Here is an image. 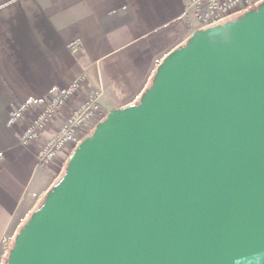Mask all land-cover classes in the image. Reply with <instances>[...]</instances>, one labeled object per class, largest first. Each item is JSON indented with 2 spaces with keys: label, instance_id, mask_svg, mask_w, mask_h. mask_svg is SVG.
Masks as SVG:
<instances>
[{
  "label": "water",
  "instance_id": "1",
  "mask_svg": "<svg viewBox=\"0 0 264 264\" xmlns=\"http://www.w3.org/2000/svg\"><path fill=\"white\" fill-rule=\"evenodd\" d=\"M11 245L4 264H264V0L169 51Z\"/></svg>",
  "mask_w": 264,
  "mask_h": 264
},
{
  "label": "crops",
  "instance_id": "2",
  "mask_svg": "<svg viewBox=\"0 0 264 264\" xmlns=\"http://www.w3.org/2000/svg\"><path fill=\"white\" fill-rule=\"evenodd\" d=\"M184 12V0H0V264L71 153L47 166L36 160L75 100L29 145L7 125L10 112L78 79V97L98 88L104 113L136 102L162 58L195 30Z\"/></svg>",
  "mask_w": 264,
  "mask_h": 264
},
{
  "label": "built area",
  "instance_id": "3",
  "mask_svg": "<svg viewBox=\"0 0 264 264\" xmlns=\"http://www.w3.org/2000/svg\"><path fill=\"white\" fill-rule=\"evenodd\" d=\"M261 0H184V16L195 25V29L206 28L236 18L244 11L254 8ZM78 42L70 44L71 49ZM82 80H75L62 91L46 97L30 98L20 102L8 117L9 127H18L19 142L23 145L35 143L44 133L57 113L71 100L74 107L63 116L60 124L37 148L36 160L41 166L54 162L63 150L72 152L84 138L86 132L105 114L98 101L100 90L91 88L82 97Z\"/></svg>",
  "mask_w": 264,
  "mask_h": 264
},
{
  "label": "rangeland",
  "instance_id": "4",
  "mask_svg": "<svg viewBox=\"0 0 264 264\" xmlns=\"http://www.w3.org/2000/svg\"><path fill=\"white\" fill-rule=\"evenodd\" d=\"M256 5H257V4H256ZM256 5H255V6H256ZM255 6H254V7H255ZM106 114H107V113H105V114L103 115V117L101 118V120L106 116ZM94 126H95V125H94ZM94 126H91V127L88 129V131L86 132L85 136L91 134V132H92L93 129H94ZM85 136H84V137H85ZM66 163H67V160H66L64 166L62 167L61 173H60L59 177L57 178V180L61 177L62 173L64 172V170H65V166H66ZM49 165H50V164H49ZM57 180H56V181H57ZM10 245H11V244H10ZM11 246H12V245H11ZM11 246H10V247H11ZM4 263H5V261L3 262V264H4Z\"/></svg>",
  "mask_w": 264,
  "mask_h": 264
}]
</instances>
